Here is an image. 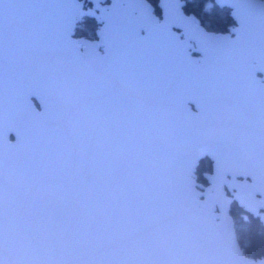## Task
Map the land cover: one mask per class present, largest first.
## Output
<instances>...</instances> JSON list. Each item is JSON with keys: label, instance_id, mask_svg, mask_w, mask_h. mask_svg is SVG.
<instances>
[{"label": "snow or ice", "instance_id": "obj_1", "mask_svg": "<svg viewBox=\"0 0 264 264\" xmlns=\"http://www.w3.org/2000/svg\"><path fill=\"white\" fill-rule=\"evenodd\" d=\"M0 264H264V0H0Z\"/></svg>", "mask_w": 264, "mask_h": 264}, {"label": "water", "instance_id": "obj_2", "mask_svg": "<svg viewBox=\"0 0 264 264\" xmlns=\"http://www.w3.org/2000/svg\"><path fill=\"white\" fill-rule=\"evenodd\" d=\"M111 2L112 0H110V3ZM110 3L106 6L110 5ZM97 15H99V12H97ZM96 22L98 23V28L96 30L97 32L99 30V27H102V24H100L99 21ZM222 34H227V32ZM196 100L197 98L191 92H186L176 98L174 106L178 120H190L192 117L197 115L198 109L195 107ZM29 103L30 105L35 106L37 104V100L35 98H32L30 99ZM36 110L39 111L40 109L37 108Z\"/></svg>", "mask_w": 264, "mask_h": 264}, {"label": "trees", "instance_id": "obj_3", "mask_svg": "<svg viewBox=\"0 0 264 264\" xmlns=\"http://www.w3.org/2000/svg\"><path fill=\"white\" fill-rule=\"evenodd\" d=\"M232 26L231 19L227 13L222 14L221 16V23L218 25H215L217 29L220 30L221 33H226L227 29ZM80 31L77 33V35H82L86 37H92L94 33L96 32L98 28V23L94 20H87L84 21L80 26ZM204 167H207V164L204 165Z\"/></svg>", "mask_w": 264, "mask_h": 264}, {"label": "flooded vegetation", "instance_id": "obj_4", "mask_svg": "<svg viewBox=\"0 0 264 264\" xmlns=\"http://www.w3.org/2000/svg\"><path fill=\"white\" fill-rule=\"evenodd\" d=\"M100 3H101V7H103V6H106L107 4H109L110 0H100ZM89 6H92V4L90 3Z\"/></svg>", "mask_w": 264, "mask_h": 264}]
</instances>
